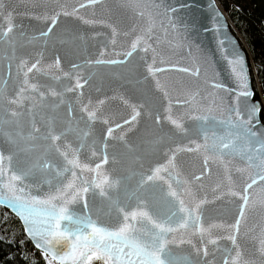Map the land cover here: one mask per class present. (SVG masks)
Wrapping results in <instances>:
<instances>
[{
	"label": "water",
	"instance_id": "95a60500",
	"mask_svg": "<svg viewBox=\"0 0 264 264\" xmlns=\"http://www.w3.org/2000/svg\"><path fill=\"white\" fill-rule=\"evenodd\" d=\"M252 93L217 0H0V193L80 264H264Z\"/></svg>",
	"mask_w": 264,
	"mask_h": 264
},
{
	"label": "trees",
	"instance_id": "16d2710c",
	"mask_svg": "<svg viewBox=\"0 0 264 264\" xmlns=\"http://www.w3.org/2000/svg\"><path fill=\"white\" fill-rule=\"evenodd\" d=\"M217 1L248 53L255 99L264 104V0ZM261 119L264 123V110ZM0 264H45L21 222L3 207H0Z\"/></svg>",
	"mask_w": 264,
	"mask_h": 264
},
{
	"label": "snow or ice",
	"instance_id": "6c2138e0",
	"mask_svg": "<svg viewBox=\"0 0 264 264\" xmlns=\"http://www.w3.org/2000/svg\"><path fill=\"white\" fill-rule=\"evenodd\" d=\"M208 7L215 11L214 5L209 4ZM234 60L242 65L246 71L244 58L240 56L239 52L236 53V59ZM252 95H255V93H252ZM5 195L12 196V200L10 201L14 205L12 210L18 213L25 225L26 234L34 240L36 247L41 250L45 264H80V261L75 259L77 245L74 244L70 249L61 252L56 241L44 235L39 220L33 215L34 205L32 202L22 196L17 197L12 193H0V198H3Z\"/></svg>",
	"mask_w": 264,
	"mask_h": 264
},
{
	"label": "rangeland",
	"instance_id": "374dc122",
	"mask_svg": "<svg viewBox=\"0 0 264 264\" xmlns=\"http://www.w3.org/2000/svg\"><path fill=\"white\" fill-rule=\"evenodd\" d=\"M90 264H103L102 262H94V263H90Z\"/></svg>",
	"mask_w": 264,
	"mask_h": 264
}]
</instances>
